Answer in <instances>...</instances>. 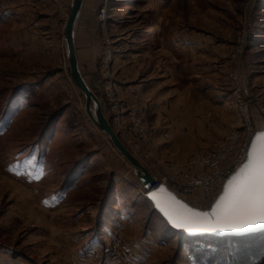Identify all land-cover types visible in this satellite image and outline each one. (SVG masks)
<instances>
[{
	"label": "rangeland",
	"instance_id": "obj_1",
	"mask_svg": "<svg viewBox=\"0 0 264 264\" xmlns=\"http://www.w3.org/2000/svg\"><path fill=\"white\" fill-rule=\"evenodd\" d=\"M14 1L11 4L18 11L17 22H11L3 14L4 0H0V239L35 257L37 250L26 241L31 223L25 217V213L31 214L27 205L36 208V201L42 199L52 205L53 195L58 193L60 198H66L61 208L84 210L99 205L104 210L110 206L117 208L119 201V207L133 210L139 219L133 228L140 231L141 238L152 230L149 234L153 233L156 240L165 241L159 250L153 251L156 257L150 259L151 264H204L202 260L196 262L189 253V243L196 240L185 235L179 238L180 232L174 229H169L170 237L163 235L167 222L151 206L132 166L87 115L84 94L70 77L65 51L64 30L70 0H65L69 6L67 14H61L53 0H48V7L35 0ZM155 1L160 14L163 7L158 0H84L76 28V46L89 86L104 77V82L110 79L113 84L119 115L126 121L123 128L130 137L120 135L124 143L155 179L166 177L183 184L200 174L214 175L215 162L223 158L219 150L242 145L247 132L242 103L249 106L253 128L256 131L264 128V0H165L170 5L165 18L160 19V14L157 21L149 22L154 9L150 4ZM104 3L108 5V16L100 22L97 12ZM158 29L163 31L167 42L178 31L188 32L184 40L198 43L200 38L205 52L200 55L191 49L188 57L181 59L166 51L165 45L158 50ZM11 34L17 35V39ZM20 35L24 37L21 40ZM106 36L113 39L116 52L109 73L104 74L99 62ZM121 44L125 53L134 46L147 50L128 58L126 54L119 55ZM165 63H193L192 71L199 75L193 87L204 97V112L218 111L210 118L215 125L212 132L207 131L205 120L206 135L194 137L196 145H191L190 135L171 134L173 144L159 149L162 140L159 134L155 136L147 114L151 92L145 90L144 96L143 81H139ZM188 76L186 80H192ZM243 77L250 92L245 90ZM197 83L202 89L196 88ZM109 87L112 90L111 83ZM93 91L112 125L116 124L108 96ZM137 116L145 123L146 131L135 128L132 118ZM214 130L218 134L214 135ZM235 132L239 133L236 137ZM207 159L213 162L208 165L204 162ZM192 196L185 198L199 207L210 206L206 202L208 196ZM48 215L56 223L63 216L45 211V221ZM127 226L129 231L130 225ZM6 227H10V232ZM104 237L107 239L108 234ZM115 238L128 249L121 237ZM235 238L229 240L231 244L224 250L217 251V262L234 255L238 260L234 264H264V249L262 245L255 246L259 243L257 237ZM203 243L197 244L196 258L205 254V259L206 252H211L204 250ZM238 245L245 248L241 256L233 254ZM247 246H255L256 252L251 248L248 254ZM259 253L262 257H258ZM221 264L228 263L221 261Z\"/></svg>",
	"mask_w": 264,
	"mask_h": 264
},
{
	"label": "crops",
	"instance_id": "obj_2",
	"mask_svg": "<svg viewBox=\"0 0 264 264\" xmlns=\"http://www.w3.org/2000/svg\"><path fill=\"white\" fill-rule=\"evenodd\" d=\"M35 1L40 5L44 4L43 6H49L48 0ZM158 1L162 3H160V6L163 7L160 9L161 15L158 14L156 8L158 7V2H151L150 5L154 9L152 10L153 15L148 19L149 22H154L155 19L157 21V15H160V19L162 17L165 18L166 8L170 5H167L165 0ZM14 2L16 3V0ZM11 3V0L10 2L4 0L3 14H6V17L11 22H17L15 17L19 14L17 10H14ZM22 17L24 18V16ZM148 24L151 25L152 23ZM149 27L151 28V26ZM187 33L178 31L174 33L175 38H170L167 42L165 41L163 31L158 29L157 36L160 40L156 43L157 47L159 46L158 50L165 45L167 48L166 51L176 53L181 59L187 58L189 55L188 51H191V49H195L194 53L198 52L200 55L204 53L205 48L203 49L202 40L198 38V43L185 41L186 39L184 40V37L188 35ZM140 35L143 36L142 33ZM11 36L15 40L17 39V35L11 34ZM19 38L21 40L24 37L20 35ZM173 40L177 44H173ZM120 49L121 53L119 55L123 56L126 54L129 58L130 54H142L146 47L144 49V47L134 46V48L127 49L126 52H128L125 53L123 51L124 45L121 44ZM192 64L185 63L184 65H180L178 63V65H174L165 63L163 66H158H162V68L157 67L156 69H152L151 75L148 74L147 77L142 76L141 80H138L139 82L143 81V93L145 90L148 93L151 92L149 94L150 105L147 114L149 116V122L153 125L152 127H154L153 129L156 132L155 136L159 134V138L162 140L159 141L163 143V145L160 143L161 147L159 149L166 147L168 144H173L170 142L171 134H178L180 137L190 135L192 136L191 145H196L197 143H194V137L197 139V135L199 136L200 134L204 138L206 132H212V128L215 126L210 118H212V113H218V111H211L210 113L209 109L204 112V97L199 95L193 87L199 75L197 72L192 71ZM187 76L192 80H186ZM243 82L245 90L250 92L245 77H243ZM197 84L196 88L198 89L199 87V89H202V86ZM123 89H127V86H124ZM205 120L207 121L208 130L204 132L205 128L203 124H205ZM215 134H218L217 130H214ZM184 144L186 143L184 142ZM53 196L54 198H51L52 205H48L43 199L36 201L38 204L36 208L27 205V210L29 211L30 207V213L33 216L30 217L31 214L28 215L25 213V217L27 215L30 218L29 220H31L27 228L29 232L26 235V241L31 243L32 247L37 250L35 257L26 251L21 252L17 250L12 244L2 241L1 238L0 264H60L62 261L68 262V264H119L110 260L107 255L108 243L110 240L117 239L115 237H121L124 240V244L128 247L137 263L151 264L150 259L156 257L153 251L155 249L159 250L158 247L164 245L161 244V242H165L164 240L159 239L158 241L153 237V233L149 234L152 230L147 231L145 238H141L140 231L133 228L135 226L134 224L139 222L138 217L134 215L133 210L119 207V201H117V208L110 206V208L103 210L99 205H92L84 210L75 207L67 209L60 207L66 198H60L58 193H55ZM46 199H49V197H46ZM30 202L34 201L30 199ZM61 210L63 212H60ZM45 211H50L52 214L61 213L63 216L58 223H56L57 221L55 219L50 220L49 215L45 221ZM128 224L131 228L129 231L127 230ZM169 229L172 228L169 226L164 228L162 230L163 235H169L170 237L171 231ZM7 230L10 232V227ZM129 232L131 233L130 236L127 235ZM105 233L108 234L107 239H104ZM46 253L47 256L45 258L44 254Z\"/></svg>",
	"mask_w": 264,
	"mask_h": 264
},
{
	"label": "water",
	"instance_id": "obj_3",
	"mask_svg": "<svg viewBox=\"0 0 264 264\" xmlns=\"http://www.w3.org/2000/svg\"><path fill=\"white\" fill-rule=\"evenodd\" d=\"M84 0H72L65 25V51L70 77L85 97V110L112 145L130 163L145 189V196L167 225L183 235L243 236L264 230V128L250 140L243 162L227 177L208 207H198L167 184L153 187L151 171L126 146L105 114L101 101L80 69L75 32Z\"/></svg>",
	"mask_w": 264,
	"mask_h": 264
},
{
	"label": "built area",
	"instance_id": "obj_4",
	"mask_svg": "<svg viewBox=\"0 0 264 264\" xmlns=\"http://www.w3.org/2000/svg\"><path fill=\"white\" fill-rule=\"evenodd\" d=\"M55 7L60 11V13L67 14V10L69 9L68 2L65 0H53ZM108 5L104 3V5L98 10L97 15L100 19H97L101 22L103 20L102 18L108 16L107 13ZM107 37V36H106ZM113 39L110 40L108 37L106 40L104 39L103 44V51L101 55V59L99 62V66L104 72V74L109 73L112 62H114L115 58V48L113 44ZM113 60V61H112ZM106 77L101 78L98 80V82L91 83V87L96 91L100 92V94L103 96L104 94L108 96L110 102H111V108L114 112V124L113 127L117 131L119 135L126 136L130 138L124 128L123 125L125 124V120L119 115L120 114V106L117 100V97L115 95L114 87L110 79L105 80ZM109 83L112 85V90L109 87ZM248 104L242 103L241 109L244 113V120L246 126H247V132L245 134V137L243 138L242 145L235 146L234 148L229 147V149L221 148L218 152L220 157H223L221 160H217L215 162L216 166L214 167V170H217L214 175L207 176L206 174H200L197 177L192 178L190 181L186 180L183 184H176L175 181L168 180L166 177L155 179V183L153 184V187H157L158 185L165 183L167 184L172 190H174L179 196L187 198L190 197V194H192V198L195 197H201L202 195L208 196L210 203V200H214L216 196L219 193L220 186H222L227 179V177L243 162L245 159L247 149L250 143L251 138L256 132V129L253 128L252 121H251V115L248 111ZM263 109V108H262ZM261 109V110H262ZM263 111V110H262ZM264 112V111H263ZM258 113L259 110H258ZM263 114V113H260ZM135 122V128L140 127V131L144 132L146 131L147 127L144 125L145 123L140 119V117H133ZM239 133L235 132L234 135H238ZM225 160L227 161L226 164H224ZM207 164L213 162V160L207 159ZM208 164V165H209ZM204 165V164H203ZM210 168H208L209 170ZM176 178V177H175ZM222 184V185H221ZM180 185H184L180 186ZM190 190H192L190 192ZM190 192V193H189ZM215 195V196H214ZM195 196V197H194ZM214 196V197H213ZM213 197V198H212ZM212 198V199H211ZM188 202H191V200L186 199ZM196 202V201H195ZM213 202V201H212ZM107 255L110 260L115 261L119 264H137L136 259L130 254L128 249L125 246H122L119 240H113L109 243L107 248ZM60 264H68V262H61Z\"/></svg>",
	"mask_w": 264,
	"mask_h": 264
},
{
	"label": "trees",
	"instance_id": "obj_5",
	"mask_svg": "<svg viewBox=\"0 0 264 264\" xmlns=\"http://www.w3.org/2000/svg\"><path fill=\"white\" fill-rule=\"evenodd\" d=\"M247 236L257 237L259 239L258 240L259 243H256L255 246L257 248H259L260 245H262L261 247H263V249H264V230L263 231H260V232H257V233H253V234H247V235L235 236V237H239L238 239H242L241 237L247 238ZM185 237L187 239H188V237L189 238L191 237L192 240H196V242L195 241L194 242L192 241V243H189V245H190V252L189 253L191 255H193V257H194L195 260H197L196 262H199L200 260H202L204 262V264L205 263H207V264H215L217 262L216 261L217 257H219L217 255L218 254L217 251L220 248H223V250H224L226 247H228L227 244H231L229 242V240H231V241L237 240V238H235V237H230V236H216V235H212V234L191 235V236L190 235H186ZM186 238H183L182 240H184L186 242V240H185ZM203 242H205V243H203ZM201 243L204 244V246H202V247H204V250L205 249H208L209 251H211V252H206L205 251L206 252L205 259H204V255L205 254L204 255H199V257L196 258L197 257V254H195V252L197 253V250L199 248V246L197 244L200 245ZM183 244H184V242H183ZM210 246H213L214 247L213 250H210V248H209ZM255 246L254 247L247 246V250H248L247 253L249 254V251H250L251 248H253V252H256V247ZM235 249L236 250L233 252V254L237 255V253H238L240 256L243 255V250H245V248L243 246H239V245L238 246H235ZM252 255L255 256V254H253V253H252ZM262 255H264V251H262ZM258 257H262L260 253L258 254ZM222 259L223 258H221V260L218 259L217 264H221V261H224V262L226 261V263H228V264H234L235 263V260H237L234 255H232V258H229V256H226L225 260H222ZM243 259L245 260L246 258L242 257V260Z\"/></svg>",
	"mask_w": 264,
	"mask_h": 264
},
{
	"label": "bare ground",
	"instance_id": "obj_6",
	"mask_svg": "<svg viewBox=\"0 0 264 264\" xmlns=\"http://www.w3.org/2000/svg\"><path fill=\"white\" fill-rule=\"evenodd\" d=\"M72 0H70V2H71ZM83 5H84V3H83ZM83 8V7H82ZM81 11H82V9H81ZM80 15H81V12H80ZM80 18V17H79ZM67 23V22H66ZM78 24V23H77ZM64 32H65V30H64ZM64 37H65V33H64ZM75 38H76V32H75ZM76 50H77V46H76ZM77 54H78V52H77ZM79 65H80V62H79ZM80 69H81V67H80ZM82 71V70H81ZM83 73V72H82ZM84 76V75H83ZM85 78V77H84ZM86 80V79H85ZM87 82V81H86ZM88 83V82H87ZM89 85V84H88ZM90 88L92 89V87L90 86ZM93 90V89H92ZM97 95V94H96ZM98 96V95H97ZM100 99V98H99ZM101 101V100H100ZM103 107V106H102ZM123 141V140H122ZM124 142V141H123ZM127 146V145H126ZM128 147V146H127ZM129 148V147H128ZM246 157V156H245ZM222 185V184H221ZM223 186V185H222ZM222 186H220V189L219 190H221V188H222ZM220 192V191H219ZM215 196V195H214ZM213 196V197H214ZM212 197V198H213ZM211 198V199H212ZM208 200H209V198L206 200V202H208ZM212 201L213 200H210V204L212 203ZM194 205V204H193ZM199 207V206H198ZM180 234V233H179ZM178 234V235H179ZM186 236V235H185ZM230 237H235V236H230ZM177 239V237L174 239V240H176ZM174 240L172 241V242H174ZM175 243V242H174ZM138 264V263H137Z\"/></svg>",
	"mask_w": 264,
	"mask_h": 264
}]
</instances>
